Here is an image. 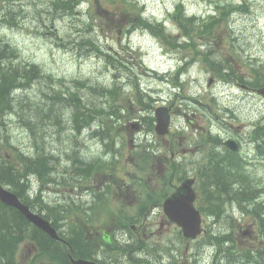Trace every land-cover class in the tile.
Masks as SVG:
<instances>
[{
	"label": "rangeland",
	"instance_id": "obj_1",
	"mask_svg": "<svg viewBox=\"0 0 264 264\" xmlns=\"http://www.w3.org/2000/svg\"><path fill=\"white\" fill-rule=\"evenodd\" d=\"M52 1L11 0L10 6L15 9L12 11H16L13 25L9 28L8 24L0 23V30L5 39L20 51L21 55L14 63L20 66L26 62L34 63L40 70V76L35 80L32 88L14 92V101L18 102L22 99L24 102L29 100L32 103L43 104L40 101V96L44 97L49 92L53 94L52 87L59 89L61 85L74 86L83 81L89 83L96 81V83L100 82L106 85L119 81L128 89L125 80L122 79L128 78L134 70L138 84L143 86L145 90L154 93L155 99H159V102L155 103L150 100L144 102L143 105L148 110H154L156 103H158L156 105L173 103L176 111L175 126L177 127L181 124H188V121H183L180 117V115H185V110L196 111L194 113H197L199 117L198 124L187 131L188 138L197 139L196 134L207 132L210 126L217 122L216 113L225 115L222 109L228 107L234 111L237 117V119L236 117L233 119L237 126L234 129H236V133L238 132L240 138L244 137L243 141L245 142L249 138L252 126L261 116H264V102L256 94L250 96L247 92L233 86V84L218 82L217 80L209 86L208 81L212 76L208 74L207 68L201 62H190L185 74L176 78L175 69L177 64L168 61L161 55L162 52L158 48L159 42L156 39L141 30H136L132 35V23L134 20L139 21L136 12H139L140 7L141 10H145V19L153 22L158 19L163 20L166 14L173 12L180 0H126L123 3L121 0H97L96 7L93 10H88L85 14L70 11L62 16L51 15L48 18L46 14H50L52 11ZM125 5L129 8L136 6V9H131V13H125ZM228 5L240 9L231 11L227 9ZM2 6L3 3H0V9ZM37 7L46 10L45 15L41 14V18L37 17ZM186 8L189 14L196 13L203 17L205 14L217 10H225L226 13H230L229 16H226V20L215 29L213 45L219 55L228 59H231V57L238 59L242 64L240 66V76L250 79L252 77L251 66H264V0H186ZM33 12L34 14H32ZM55 12L63 13L62 10L59 11L58 9ZM6 14L10 16L9 12ZM92 17H96L95 28L98 27L101 32H85L82 38L92 34L99 38L100 45L105 48L104 51H107L110 46L117 48L123 56L129 57L127 67L117 68L114 66V69H112L107 62L94 55L93 51L85 50L81 52L80 49L73 47L78 31L82 29L85 20ZM172 23L176 24L174 21L170 22V24ZM118 28L121 29L120 34ZM166 34H168L167 38L161 43L163 47L171 46L172 41L175 40L174 36L169 35L170 32H166ZM62 40H68L69 44L67 46L61 45ZM200 43H203V40H200ZM130 52H133V54ZM177 52L180 59L185 57L189 61L192 58L190 52H185L183 49ZM139 53L143 55L144 61L150 68H147L140 61ZM151 68L158 71H167L168 73L164 77L165 80L162 81L158 76L153 75L155 71H152ZM180 84L183 85L181 89L178 87ZM65 89L63 87L62 90ZM122 89L121 87L116 95L123 97L121 99L123 103L127 104L128 102L133 107V110H128L129 117H136L141 107L132 103L135 97L129 89L126 91L124 89L122 91ZM129 92L130 98L128 100L124 96ZM177 93H180V95L177 96ZM94 97L96 102L102 100L97 94ZM212 99L215 101L212 102ZM194 100L202 101V104H197ZM214 103H218V106H215ZM66 104L72 106L67 101ZM53 105L54 109L51 108V117L49 115L50 107L46 105L43 106L47 110L48 117L42 116L40 119L30 117L32 121H36L38 124L47 121L43 132L42 130L39 131L40 127H37V131L35 129L34 134L31 135L26 129L25 133L31 139L24 136L23 133L20 134V130L12 134L10 140L13 141L15 147H19L18 151L33 155L32 149L34 150L35 147L38 148L41 145L47 147L50 152H53L52 149L55 148H60L62 151L75 147L80 151L83 159L86 160L96 156V143L108 151V142L102 136H92L93 133L90 130L95 129V125L90 130L83 132V138L78 135L75 136L71 133L70 128L66 126L67 121L72 120L74 116L72 107L68 105L61 109L60 104L55 103ZM213 114L214 117L210 122L209 117H212ZM9 120L10 118H6L1 125L4 126ZM18 120V117L15 118V124ZM21 123L24 122L21 120ZM154 133L156 135L155 131ZM223 133L227 134L225 131ZM1 134L6 136L4 128H2ZM142 135V133H139L136 137ZM146 136L150 139L154 137V134L149 132ZM30 146L32 148L28 150ZM125 148L127 151L117 159V164L129 171H135L136 166L130 162L133 158L131 151L135 147L126 145ZM241 150L242 155L250 163V174L258 180L259 188L263 191L264 162L256 157L257 153L252 143H244ZM36 152L37 150H35ZM69 153L71 152L69 151ZM69 157L65 156L63 159ZM190 157L195 161L201 158L198 154ZM17 160L19 159L17 158ZM56 164L57 162H55ZM70 166L71 164L65 165L64 161L58 165L56 171H65ZM238 217L241 220L233 221L234 226L239 231L242 229L243 224L247 228L252 223V218L248 216H245V220H243L241 214ZM240 238L241 236L238 240ZM241 239L248 241L247 245L249 246L259 243V239L254 234ZM181 247L184 250V246ZM27 251L28 247H25L22 254L27 253ZM209 256L212 261L211 254Z\"/></svg>",
	"mask_w": 264,
	"mask_h": 264
},
{
	"label": "trees",
	"instance_id": "obj_2",
	"mask_svg": "<svg viewBox=\"0 0 264 264\" xmlns=\"http://www.w3.org/2000/svg\"><path fill=\"white\" fill-rule=\"evenodd\" d=\"M76 2L77 0H55L54 6H56V10L58 8L59 11L70 12ZM0 3H3V6L0 9V18L2 21L10 22L11 17L14 19V12L11 11L12 9L9 6V0H3L0 1ZM55 11L54 15L56 16L58 13ZM7 12L10 13V16H7ZM66 12H63L62 14ZM41 14L45 15V13ZM51 15L53 14H46L48 18ZM89 28H91V26ZM209 30L210 29H206L205 32ZM197 31L201 32L202 28L198 26ZM88 37H90V35H88ZM87 42L90 47L94 45V40L92 38L88 41H82V43L80 41L79 45L86 44ZM192 42L193 46H195L193 39ZM16 54L17 49L0 35V120H4V118H8L15 113L17 115H14V119L19 115L22 121L27 124L28 128L26 129L29 131L28 133L33 135L35 130L33 124L36 125L38 123L32 121L30 117L33 119H40L42 118V114H39L33 109V106L23 103V100L19 102L14 101V92L17 88L22 86H30L32 80H34L35 73L33 66L31 65L25 68L23 67L22 69H17L11 63H6L7 60L12 62L11 59L14 58ZM206 59L210 69L214 71V74L218 78H221L219 73L221 72V69L218 67L221 65L218 64V62H210L208 57H206ZM88 89L93 92L92 88ZM101 91H104V89ZM70 95H72L70 91L66 92L65 90H60L59 98L64 99V96L69 97ZM114 97L115 92L111 95V98ZM88 100L89 96L87 94L82 98H71L68 100L72 105V111L74 112L73 120L76 121V126L79 124H87L89 120L88 125H90L91 122L96 119V116H103L105 113L107 115L113 114L110 113V109H112L113 112L115 111V107H112L108 101H106L105 104L100 105L99 108H96V106L94 108ZM27 115L29 117L28 119ZM91 127L92 126H90V128ZM41 130L43 132L44 128L40 126L39 131ZM255 134L259 137V144L257 146L258 153H261L264 156V125L258 126ZM6 145H8L7 142L6 144H0V181L7 182L14 189H19L22 186V180L27 172H18L20 170L17 169L18 166L16 165V162L9 160L6 155H3L4 151L12 149L10 146L7 148ZM49 154L50 151L48 148L45 149V146L43 145L39 146L37 148L35 162H32V160L30 161L27 157H22V171H36L38 175H43L45 171H54L55 161H49ZM51 163H53V167ZM78 168H82V166L80 165ZM207 171L209 176L208 178L206 177V179L211 181L212 185L216 187L215 191H213L214 202L237 201L241 206L245 207L249 206L251 203H256L255 201L259 192L258 187L249 179V176L242 168L241 160L237 156L231 155L224 159L219 154L218 156L214 155L211 157V163ZM257 205V207H254L256 210L250 212L260 218V223L262 224L261 227L263 226L264 230V216H262L264 214L262 213L264 208H262L260 204ZM29 228L28 222L16 210L8 208L0 202V264H19L16 252L17 245L25 238H28V233H30ZM31 233L35 239L40 241L43 240L37 231L32 230ZM43 237L45 240H48L47 237ZM41 246L44 251H50L51 248H54L56 245L51 246L49 242L44 241ZM249 255L250 252L245 253L246 257ZM262 255L264 257V252H262Z\"/></svg>",
	"mask_w": 264,
	"mask_h": 264
},
{
	"label": "flooded vegetation",
	"instance_id": "obj_3",
	"mask_svg": "<svg viewBox=\"0 0 264 264\" xmlns=\"http://www.w3.org/2000/svg\"><path fill=\"white\" fill-rule=\"evenodd\" d=\"M161 215H162V213L160 214V216ZM165 223H167V225L170 226V223L166 220V218L164 216H162L161 221L159 223V227H161V228L164 227ZM140 227H141L144 235H146V231L148 230L147 221H145V222L142 221ZM151 234H153V233H151ZM162 234L165 237L169 238L168 233L162 232ZM119 240L123 243H127L130 241V240H128L127 234H120ZM104 241H105V243H111V236H106L104 238ZM141 245H143V243H141ZM141 251H142L141 258L145 261H150L151 259L148 255L149 249L142 246ZM177 251H178V249L175 247V244L172 243L171 247L168 250L163 251V252H161V254H159L160 263H154V264H171L170 262H172L174 260L175 255L177 254ZM104 257H105V261H104L105 263L113 264L112 256L105 255ZM143 264H150V263H143Z\"/></svg>",
	"mask_w": 264,
	"mask_h": 264
},
{
	"label": "water",
	"instance_id": "obj_4",
	"mask_svg": "<svg viewBox=\"0 0 264 264\" xmlns=\"http://www.w3.org/2000/svg\"><path fill=\"white\" fill-rule=\"evenodd\" d=\"M260 92H262L263 95H264V90H262V91H260ZM0 197H1L3 200L7 201V202H11V201H9V199L5 196V192H4L1 188H0ZM10 200H11V198H10ZM20 208H21L22 211H23L25 214H27V216H28V210H27L26 208H24V207H21V206H20Z\"/></svg>",
	"mask_w": 264,
	"mask_h": 264
},
{
	"label": "bare ground",
	"instance_id": "obj_5",
	"mask_svg": "<svg viewBox=\"0 0 264 264\" xmlns=\"http://www.w3.org/2000/svg\"><path fill=\"white\" fill-rule=\"evenodd\" d=\"M113 1V0H112ZM110 3H112L111 1H109ZM123 2H126V1H123ZM58 9V8H57ZM120 86H116V88H115V91H116V93L120 90ZM122 91H123V89H122ZM8 118H11V117H8ZM6 118H4V120H5ZM15 120V119H14ZM19 122H20V120H18ZM1 123H3V120H1ZM44 146V145H43ZM47 148V147H46ZM45 148V149H46ZM43 152V151H42ZM38 153H40V152H38ZM53 226H55V224H53Z\"/></svg>",
	"mask_w": 264,
	"mask_h": 264
}]
</instances>
